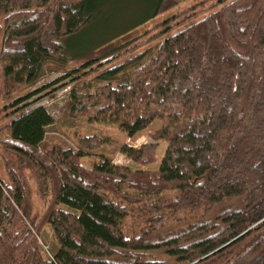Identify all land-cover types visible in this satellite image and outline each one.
<instances>
[{"label":"trees","instance_id":"trees-1","mask_svg":"<svg viewBox=\"0 0 264 264\" xmlns=\"http://www.w3.org/2000/svg\"><path fill=\"white\" fill-rule=\"evenodd\" d=\"M180 1L0 0V97L34 83L44 60L69 63ZM222 1L166 35L132 73L118 75L143 53L104 69L98 83L70 90L71 117L111 123L129 135L159 118L174 124L155 171L118 177L105 155L83 165L84 149L102 143L94 134L81 138L79 149H41L53 121L46 108H4L10 120L1 143L21 159L45 208L37 214L28 207L14 172L10 182L0 178V244L7 249L0 264H264V0L215 7ZM119 5L132 10L116 22L143 14L92 42L98 20ZM83 40L90 44L81 51ZM46 225L57 243L49 257L38 243Z\"/></svg>","mask_w":264,"mask_h":264},{"label":"rangeland","instance_id":"rangeland-1","mask_svg":"<svg viewBox=\"0 0 264 264\" xmlns=\"http://www.w3.org/2000/svg\"><path fill=\"white\" fill-rule=\"evenodd\" d=\"M60 1L70 3L73 0ZM216 1L182 0L177 5L143 23L127 28L124 31H118L105 42L86 50L87 52L83 56L69 63L64 64L55 60H44L40 76L34 83L16 85L10 92H2L0 97V129L10 120V115H7L4 110L6 106L15 103V106L10 107L11 110L18 107L28 110L42 105L50 113L53 121L44 128L45 133L41 149H48L54 144L79 149V140L94 134L102 139V143L95 149H84L86 154L80 159L83 165L91 167L95 161L99 160L101 155H105L111 161L108 171L118 177H130L134 173L144 175L157 170L155 165L159 164L162 158L168 142V136L174 130V124L159 118L151 123L155 124L153 128L150 125L140 131L139 135L138 132H135L134 135H129L130 133H123L116 125L111 123L93 122L84 116L71 117L68 114L70 90L72 87L88 80L98 83L97 76L104 69L131 58L136 53H143L139 61L126 67L118 75L122 76L132 73L136 67L154 54L166 35L203 17L214 9L211 5ZM224 1L218 2L215 7ZM196 9L200 10L197 14L180 20L184 15ZM131 10L130 7L123 5H119L115 9L108 8L102 18L98 20L99 22L96 23L98 27L96 34L91 37V41L94 42L106 37L117 29L125 28L143 14L140 11H134L133 15H129V18H125L122 22L120 21L121 23L115 21L118 16L125 17L127 13L130 14ZM112 22L114 27L103 29L106 24ZM139 36H142L140 39L141 43L134 49L127 50L128 43ZM84 42L85 40L80 43L81 51L85 50L90 44L86 42L85 44ZM97 58L109 59V61L91 69L85 67V63ZM0 85H2L1 66ZM12 114L13 116L15 115V113ZM139 122H142V120H139ZM156 131L161 132L162 135L154 136ZM5 138V133L0 131V178L10 182L11 171L19 176L28 192V207L33 212L40 214L45 208V202L39 197L36 184L29 171L20 168L21 159L3 147L1 141ZM21 225L22 223H19V227ZM38 243L43 253L48 257L57 248L56 240L49 225L43 227ZM153 256L156 257L155 254ZM6 261L7 249L5 245L0 244V263H5Z\"/></svg>","mask_w":264,"mask_h":264}]
</instances>
